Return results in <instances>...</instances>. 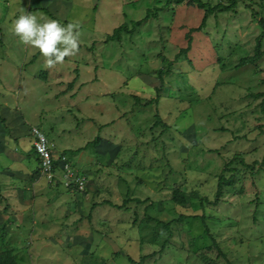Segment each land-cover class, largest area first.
<instances>
[{"label": "rangeland", "instance_id": "obj_1", "mask_svg": "<svg viewBox=\"0 0 264 264\" xmlns=\"http://www.w3.org/2000/svg\"><path fill=\"white\" fill-rule=\"evenodd\" d=\"M233 9L192 32L188 1L0 0V254L24 220L42 236L15 264H264V0ZM22 10L77 23L76 55L48 67L12 30ZM33 129L84 193L41 176ZM12 191L33 202L11 211Z\"/></svg>", "mask_w": 264, "mask_h": 264}, {"label": "clouds", "instance_id": "obj_2", "mask_svg": "<svg viewBox=\"0 0 264 264\" xmlns=\"http://www.w3.org/2000/svg\"><path fill=\"white\" fill-rule=\"evenodd\" d=\"M12 30L23 43L37 48L50 68L79 50L80 33L75 22L64 26L57 20L46 19L39 23L35 15L22 10L13 21Z\"/></svg>", "mask_w": 264, "mask_h": 264}, {"label": "built area", "instance_id": "obj_3", "mask_svg": "<svg viewBox=\"0 0 264 264\" xmlns=\"http://www.w3.org/2000/svg\"><path fill=\"white\" fill-rule=\"evenodd\" d=\"M32 134L34 137L35 152L38 157V171L41 176L50 184H54V186L60 183L66 190L84 193L85 178L74 175L73 168L65 161L63 155L60 158H54L51 155L47 139L39 129H33Z\"/></svg>", "mask_w": 264, "mask_h": 264}, {"label": "trees", "instance_id": "obj_4", "mask_svg": "<svg viewBox=\"0 0 264 264\" xmlns=\"http://www.w3.org/2000/svg\"><path fill=\"white\" fill-rule=\"evenodd\" d=\"M183 1H188V2H190L192 4H195L196 7L199 10H202L204 12L203 17H202L201 22H200V25L197 28L192 30V32H194V31H200L202 28H204L207 18L209 16H211V15L214 16L215 12L222 13V12L234 11L233 8L236 6V3H237L238 0H230L231 3H230V5H227V6L220 5V4L215 5V6H210L208 3H203L201 0H176V2L178 4L182 3ZM147 17H148V15H147ZM139 24H140V21L134 22V25H139ZM260 24L262 26V33L257 39V44L255 46V51H256L255 57H257L259 55V53H260L259 40H260V37L264 34V21L261 22ZM113 38H115L116 40H120V38L118 37L117 33L114 34L112 37H110L109 40H114ZM190 43H191V40H190V37H188V39H187V47H186V49L183 50V52L189 49ZM253 61H254V57L243 58V59H241L239 61L238 65L243 66V65H246V64H251V63H253ZM263 96L264 95H260L259 97H263ZM261 105L264 106V99H263ZM96 140L97 139H95L94 142ZM32 149H33V146H32ZM33 151H34V149H33ZM59 154L64 155L65 152H61ZM87 180H88V177H87ZM67 191H70V190H67ZM172 198L175 200V202L177 204H180V205L184 204V197L177 190L173 191ZM96 206H98V205L94 204L91 209H93ZM191 217L192 218H196V216H191ZM221 256L224 257L223 254ZM0 264H15V260H14V258L11 256V254L9 252H4V253L0 254Z\"/></svg>", "mask_w": 264, "mask_h": 264}, {"label": "crops", "instance_id": "obj_5", "mask_svg": "<svg viewBox=\"0 0 264 264\" xmlns=\"http://www.w3.org/2000/svg\"><path fill=\"white\" fill-rule=\"evenodd\" d=\"M51 143V142H50ZM53 143H51V145H52ZM52 148H53V145H52ZM55 150L53 149V152H54ZM61 151H63V150H61ZM56 152V151H55ZM54 152V155H58L59 153H61V152H57V153H55ZM89 182H88V186H89ZM14 191V190H13ZM13 191L10 193V196H11V201L14 199V201H15V203H13V207H11V211H14V212H16V210H15V208H14V206L15 207H17L15 204H21V205H25V206H28V202L29 203H32L33 202V198H34V196H33V194L32 193H28L27 194V192H25V194L24 193H22L21 191H20V194H19V192L18 191H15L14 193H13ZM96 204H97V202H96ZM19 209H22V206H19V208H18V210ZM19 220H21V219H19ZM25 225V226H24ZM17 227H18V225H15L13 228H11L10 229V231H9V235L8 236H6V238L8 239V241H9V250L11 251V255L14 257H17L16 255V253L15 252H13V250H14V248H13V245H18V244H20V238L23 236V235H27V236H29L30 238H31V240H32V242H34V241H36V243L37 242H39V240H38V238H40L42 235L40 234V233H38L39 232V226L37 225V223L36 222H29V223H24V220L22 221V223L21 224H19V228L20 229H17ZM58 229L59 228H57V232H58ZM48 230V229H47ZM55 232V237H54V240L55 241H57V243H60L61 242V240H60V238L57 236L58 235V233L55 231V230H52V233L51 234H53ZM38 234V235H37ZM52 236V235H51ZM46 237V236H45ZM48 238H49V236H48ZM44 239L42 242L44 243V244H46V247H50V244H49V239Z\"/></svg>", "mask_w": 264, "mask_h": 264}, {"label": "bare ground", "instance_id": "obj_6", "mask_svg": "<svg viewBox=\"0 0 264 264\" xmlns=\"http://www.w3.org/2000/svg\"><path fill=\"white\" fill-rule=\"evenodd\" d=\"M33 131V130H32ZM47 144H48V147H49V150H50V153L51 155L54 157V158H60L61 157V154H58V155H54V152H53V149H52V145L51 143L47 140ZM32 146H33V149H34V152H35V148H34V141L32 143ZM36 154V152H35ZM36 157H37V154H36ZM63 157L65 158V161L73 168L74 170V175L76 177H84L85 178V188H86V183H87V177H86V174L84 172H79L77 169L74 168V166L72 165L71 162H69V160L67 159L66 155L64 154ZM38 159V157H37ZM56 168V167H55ZM57 169V168H56ZM58 170V169H57Z\"/></svg>", "mask_w": 264, "mask_h": 264}]
</instances>
